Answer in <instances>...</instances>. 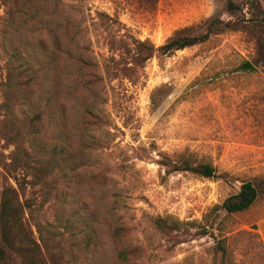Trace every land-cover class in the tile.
Here are the masks:
<instances>
[{"label": "rangeland", "instance_id": "rangeland-1", "mask_svg": "<svg viewBox=\"0 0 264 264\" xmlns=\"http://www.w3.org/2000/svg\"><path fill=\"white\" fill-rule=\"evenodd\" d=\"M249 1L0 0V196L12 187L23 206L12 264H219V246L229 264H264V22L251 19L264 0ZM212 20L208 40L145 58L149 40ZM186 150L219 176L157 163ZM247 180L254 203L218 213L224 235H198ZM157 216L189 233L159 232Z\"/></svg>", "mask_w": 264, "mask_h": 264}, {"label": "trees", "instance_id": "trees-1", "mask_svg": "<svg viewBox=\"0 0 264 264\" xmlns=\"http://www.w3.org/2000/svg\"><path fill=\"white\" fill-rule=\"evenodd\" d=\"M256 4L257 0H250L248 5L251 9H253ZM227 7L232 8V3L227 2ZM252 13L253 18L251 19L253 21L264 22L263 10L258 11L257 14L254 12ZM218 23H220V21L212 20L207 29L200 34H177L159 46H155L149 40V44H147L148 52L145 55V58H150L156 52L167 54L170 51L180 50L185 47L204 42L208 40L210 34L213 31V27H215ZM237 67L240 70H255L254 64L249 60H242L237 65ZM160 155V159L157 160V163L164 167L166 174L173 172H189L199 177L209 179L217 178L219 176L216 166H214L211 162L197 159L195 156H193L192 152L187 150L179 152L174 156H170L166 153H162ZM258 195L259 191L252 181H243L235 193L224 198L220 204H214L208 210L203 218V222L199 224L196 233L198 235L204 236L208 234L213 235L214 231H217L218 235H224V233L228 231L227 228H225L223 219L221 218L215 223V218L218 216V213L222 211L225 216H230L234 213L245 211L254 203ZM22 214L23 206L18 199L17 191L12 187H5L2 190L0 196V264H12L10 262L11 249L13 248L11 241V231L20 223ZM152 223L156 230L164 234L186 235L189 233L187 226L190 224L188 222L172 219L169 216H157L152 219ZM219 250L222 252V259L219 264H229L230 250L228 246L227 250L226 247L219 246ZM127 254V250H120L118 256L121 259L126 260L128 258ZM33 257L34 256H31L30 263L38 264V262Z\"/></svg>", "mask_w": 264, "mask_h": 264}]
</instances>
